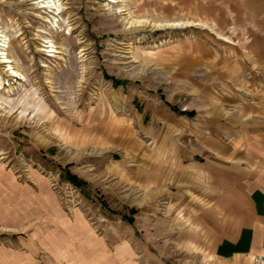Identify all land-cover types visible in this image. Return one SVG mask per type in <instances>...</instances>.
I'll use <instances>...</instances> for the list:
<instances>
[{
  "label": "rangeland",
  "instance_id": "rangeland-1",
  "mask_svg": "<svg viewBox=\"0 0 264 264\" xmlns=\"http://www.w3.org/2000/svg\"><path fill=\"white\" fill-rule=\"evenodd\" d=\"M181 1L0 0V264H177L136 106L204 37Z\"/></svg>",
  "mask_w": 264,
  "mask_h": 264
},
{
  "label": "crops",
  "instance_id": "crops-1",
  "mask_svg": "<svg viewBox=\"0 0 264 264\" xmlns=\"http://www.w3.org/2000/svg\"><path fill=\"white\" fill-rule=\"evenodd\" d=\"M180 11L195 16L204 37L191 43L195 52L165 76V86L136 106L156 148L146 176L171 228L167 253L177 264H258L264 260V0H182Z\"/></svg>",
  "mask_w": 264,
  "mask_h": 264
},
{
  "label": "bare ground",
  "instance_id": "bare-ground-1",
  "mask_svg": "<svg viewBox=\"0 0 264 264\" xmlns=\"http://www.w3.org/2000/svg\"><path fill=\"white\" fill-rule=\"evenodd\" d=\"M32 1H37V0H32ZM44 5L42 6L43 9L47 10L48 13L54 14V13H59V10L56 7V4L54 0L52 2H46V0H41ZM52 50L48 51V53H52L53 55L56 54V50H54V46L50 47ZM10 46L7 41L6 36L0 35V64L1 65H9V67H6L5 74H7L9 77L16 79L18 82H24L25 78L24 76L17 70V68L14 66V60L10 56L9 52ZM51 55L50 57H53ZM55 56V55H54ZM11 86V85H10Z\"/></svg>",
  "mask_w": 264,
  "mask_h": 264
},
{
  "label": "trees",
  "instance_id": "trees-1",
  "mask_svg": "<svg viewBox=\"0 0 264 264\" xmlns=\"http://www.w3.org/2000/svg\"><path fill=\"white\" fill-rule=\"evenodd\" d=\"M113 80H114V83L116 85H123V83L121 81L115 80V79H113ZM181 113H185V112H181ZM65 171H66L67 179L69 181H71L72 183L79 184L80 186L81 185L82 186H85V183L84 182H80L79 178L76 175H74L73 173H71V171L69 170V167H66V170ZM132 213H133V215L135 214L134 211H132ZM129 222L132 223V224H134V219L129 220Z\"/></svg>",
  "mask_w": 264,
  "mask_h": 264
},
{
  "label": "built area",
  "instance_id": "built-area-1",
  "mask_svg": "<svg viewBox=\"0 0 264 264\" xmlns=\"http://www.w3.org/2000/svg\"><path fill=\"white\" fill-rule=\"evenodd\" d=\"M248 77L251 78L252 75L249 74ZM180 109H181L182 112H187V111H188V106H187V105H183L182 108H180ZM263 262H264V260H263L262 258H259V259L257 260V263H258V264H261V263H263Z\"/></svg>",
  "mask_w": 264,
  "mask_h": 264
}]
</instances>
